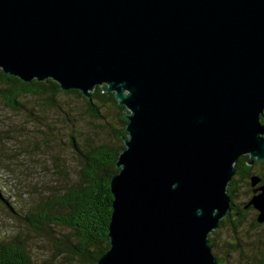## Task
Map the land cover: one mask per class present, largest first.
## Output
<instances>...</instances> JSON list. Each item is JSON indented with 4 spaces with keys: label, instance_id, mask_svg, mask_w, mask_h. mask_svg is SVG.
<instances>
[{
    "label": "water",
    "instance_id": "water-1",
    "mask_svg": "<svg viewBox=\"0 0 264 264\" xmlns=\"http://www.w3.org/2000/svg\"><path fill=\"white\" fill-rule=\"evenodd\" d=\"M0 69L125 106L97 264H219L236 163L264 160V0H0Z\"/></svg>",
    "mask_w": 264,
    "mask_h": 264
},
{
    "label": "rangeland",
    "instance_id": "rangeland-1",
    "mask_svg": "<svg viewBox=\"0 0 264 264\" xmlns=\"http://www.w3.org/2000/svg\"><path fill=\"white\" fill-rule=\"evenodd\" d=\"M18 101L20 106L15 109L0 99V240L20 234L40 264H74L68 254L58 248L56 255L48 241L33 234L22 216L51 186L66 180L58 163L73 175L75 160L64 143L71 127L84 130L94 141L116 145L117 112L109 108L103 122L94 120L87 114L84 100L70 94L57 95L53 106L38 95L21 96ZM58 137L62 138L59 143ZM253 172L262 174L264 163H256ZM252 196L251 186L240 181L233 202L241 207ZM257 216L258 210L252 207L239 224L233 214L209 235L216 239L212 251L222 264H264V222H258Z\"/></svg>",
    "mask_w": 264,
    "mask_h": 264
},
{
    "label": "trees",
    "instance_id": "trees-1",
    "mask_svg": "<svg viewBox=\"0 0 264 264\" xmlns=\"http://www.w3.org/2000/svg\"><path fill=\"white\" fill-rule=\"evenodd\" d=\"M0 84H2L0 99L15 109L20 106L18 98L21 96H43L53 106L56 104L57 95L70 94L84 100L86 112L94 120L103 122L106 119L105 111L109 108L117 112L116 120L120 127L114 136L116 145L94 141L86 136L84 130L71 127L68 142L64 143L70 147L75 160L73 175L63 170L58 163V170L65 174L66 180L59 183V186L58 182L51 186V191L22 216L24 225L33 234L48 241L56 251V255L59 248L70 256V261L74 264H97V259L110 246L108 227L113 200L110 179L119 171L116 160L119 152L125 147L124 137L127 135L125 106L118 103L114 92L106 91V84L95 86L91 98H87L77 89H61L51 78L25 82L16 76L4 73L2 69H0ZM261 121L264 128V112ZM103 126L104 124L101 128ZM60 140L62 141V138L58 137V143ZM247 159L248 155H242L236 163L237 172L229 184L232 208L221 220V225H224L233 214L237 223L241 224L247 210L252 208V206L246 207L248 202L241 207H236L233 202L239 182L245 181L251 186L254 165L259 162L264 163V160H261L249 165ZM259 176L263 182L264 172ZM0 198H2L1 192ZM11 209L13 210L12 207ZM215 233L214 231L213 234ZM209 239L214 247L215 237L210 236ZM217 259L219 264H222V259L220 257ZM0 264L40 263L33 257L29 243L20 234H16L0 240Z\"/></svg>",
    "mask_w": 264,
    "mask_h": 264
}]
</instances>
